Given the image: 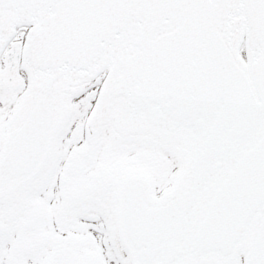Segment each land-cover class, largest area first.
I'll return each instance as SVG.
<instances>
[{
	"label": "snow or ice",
	"instance_id": "snow-or-ice-1",
	"mask_svg": "<svg viewBox=\"0 0 264 264\" xmlns=\"http://www.w3.org/2000/svg\"><path fill=\"white\" fill-rule=\"evenodd\" d=\"M0 264H264V0H0Z\"/></svg>",
	"mask_w": 264,
	"mask_h": 264
}]
</instances>
